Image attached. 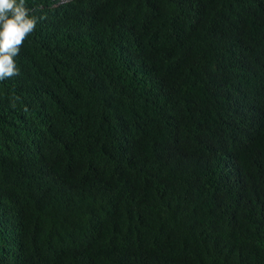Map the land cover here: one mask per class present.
Instances as JSON below:
<instances>
[{
    "label": "trees",
    "instance_id": "obj_1",
    "mask_svg": "<svg viewBox=\"0 0 264 264\" xmlns=\"http://www.w3.org/2000/svg\"><path fill=\"white\" fill-rule=\"evenodd\" d=\"M25 4L0 264H264V0Z\"/></svg>",
    "mask_w": 264,
    "mask_h": 264
},
{
    "label": "clouds",
    "instance_id": "obj_2",
    "mask_svg": "<svg viewBox=\"0 0 264 264\" xmlns=\"http://www.w3.org/2000/svg\"><path fill=\"white\" fill-rule=\"evenodd\" d=\"M36 24L25 0H0V80L20 74L14 58Z\"/></svg>",
    "mask_w": 264,
    "mask_h": 264
}]
</instances>
